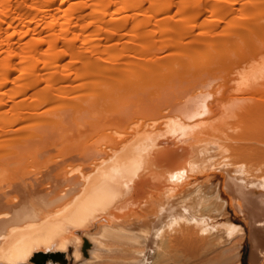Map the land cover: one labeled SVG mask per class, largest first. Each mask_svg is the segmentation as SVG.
I'll list each match as a JSON object with an SVG mask.
<instances>
[{"label": "bare ground", "instance_id": "bare-ground-1", "mask_svg": "<svg viewBox=\"0 0 264 264\" xmlns=\"http://www.w3.org/2000/svg\"><path fill=\"white\" fill-rule=\"evenodd\" d=\"M234 86L264 95V0H0V264H111L105 246L160 264L179 244L241 264L246 236L264 264V124L240 109L264 120L260 100L232 98L248 134L204 122Z\"/></svg>", "mask_w": 264, "mask_h": 264}, {"label": "rangeland", "instance_id": "rangeland-1", "mask_svg": "<svg viewBox=\"0 0 264 264\" xmlns=\"http://www.w3.org/2000/svg\"><path fill=\"white\" fill-rule=\"evenodd\" d=\"M236 86H234V88H235ZM228 88V89H227ZM239 87H236L235 89H233V87H232V89L233 90H231V88H229V87H225V92L227 91V90H230V92L228 93V91H227V94L225 93H223L224 94V97L226 98L225 99V102L223 103V105H222V109H219V108H221V106L219 105V108L217 109V111L216 112H218L217 114L219 115V113L221 114V115H219V116H222V117H219V116H217V118L215 117V119H214V116H213V119L212 118H209V119H207L209 122H211V123H209V122H207V120H206V118H205V120L204 119H202V120H204V122L205 123H208L207 125L208 126H206V127H210V126H212V124H214V126H212V127H214V131H215V133H216V130H217V133L218 134H221V136H227V137H234V134H235V136H237L238 134H242V132H244V133H247L246 131H244V129H246L249 133L250 132H252V131H254L253 129H254V126H253V129H248V127H247V125L246 124H244V126H243V124L242 123H240V122H237V121H234V118L236 119V115H241L240 113H236V111H234L235 109L236 110H239V112H240V109L242 110V112H243V116H245L246 117V115H248L249 116V119L252 117V122H250L251 124L249 125V126H252L253 124H257V125H255L256 127H262L261 125H263L264 124V120H263V118H262V116L259 118L258 117V114L257 113H248V108L246 109V105L243 107V108H240V105L239 106H237L238 104H239V102L237 101L235 104H233L235 101H234V99H232L233 97H239V98H241V97H245V99H246V101L248 100H250L249 98L251 97H256V98H258V99H255V100H260V101H258V104H260V106H262L261 108H262V112L264 113V103H262L264 100H262V99H264V95L262 96L261 94H264V93H261L260 95L261 96H258V94L256 93V94H252V93H247V92H244V94L242 93V92H240L239 90L240 89H238ZM239 91L238 93L237 92H235V91ZM231 91H233V92H231ZM250 91V90H249ZM252 91H253V89H252ZM257 92V91H256ZM236 93V95L238 94V96H236V95H234ZM240 93H242V95L240 94ZM245 93H247V96L249 97L248 99H247V96H246V94ZM259 93V92H258ZM252 94V95H251ZM229 96H232V97H229ZM258 96V97H257ZM243 97V98H244ZM254 97V98H255ZM262 97V98H261ZM228 98H230L231 100H229ZM253 98V99H254ZM245 99H243V101L245 100ZM253 99H251V100H253ZM232 100H233V103H231L232 102ZM241 100H242V98H241ZM223 101V100H222ZM230 103H229V102ZM239 101H240V99H239ZM243 101H241V102H243ZM248 101H247V103H248ZM245 102V101H244ZM241 103L242 104V106H243V104H247L246 102L245 103ZM250 102V101H249ZM238 103V104H237ZM254 104V100L252 101V102H250V104L249 105H251V104ZM220 104H222V103H220ZM237 104V105H236ZM255 104L257 105V103L255 102ZM254 104V105H255ZM226 105V106H225ZM248 105V104H247ZM228 106V107H227ZM234 106V107H233ZM241 106V107H242ZM260 106H258V108L260 107ZM223 107H225V109L223 108ZM231 107H233V108H231ZM248 107V106H247ZM255 107V106H254ZM227 108H229L228 110H227ZM238 108H240V109H238ZM232 109H234V110H232ZM254 109V108H253ZM225 110H226V112H225ZM252 110V109H251ZM258 110V109H257ZM233 111V112H232ZM246 111V112H245ZM250 111V110H249ZM253 111V110H252ZM228 112H230V114L228 113ZM232 112V113H231ZM224 115H223V114ZM236 113V114H235ZM213 114H216V113H213ZM232 114V115H231ZM262 114V113H261ZM212 116V115H211ZM210 116V117H211ZM229 116H231L230 117V120H231V118H233L232 119V124L230 123V121H229ZM232 116H234V117H232ZM243 116H241V117H243ZM259 116H260V114H259ZM219 117V118H218ZM225 117V118H224ZM216 119H218V120H216ZM238 119H240V118H238ZM242 119V118H241ZM244 119V118H243ZM245 119H247V118H245ZM254 119L255 120H257V123H255V121H254ZM201 120V121H202ZM215 120L216 121H218V122H215ZM224 120V121H223ZM161 121V120H160ZM231 125V126H229V124L227 123V122ZM240 121V120H239ZM242 121H244V120H242ZM213 122V123H212ZM215 122V123H214ZM222 122H224V123H227V126L224 124V123H222ZM245 122H247V120L246 121H244V123ZM254 122V123H253ZM220 123H222V124H220ZM261 123V124H260ZM258 124H260V125H258ZM223 126V128H222V126ZM240 125H242L243 126V128H242V126H240ZM216 126V127H215ZM221 126V128L219 129V127ZM224 126H226V127H224ZM240 126V127H239ZM229 127V128H228ZM236 127H239V128H236ZM263 127H264V125H263ZM262 127V128H263ZM234 129V130H233ZM239 129V130H238ZM256 129V128H255ZM232 131V132H230V131ZM257 130H258V128H257ZM263 131H264V129H262ZM261 130V131H262ZM220 131V132H219ZM226 134H224V133ZM239 132V133H238ZM224 135H223V134ZM243 133V134H244ZM255 133H257L256 131H255ZM259 133V132H258ZM262 133V132H261ZM242 134V135H243ZM248 134V133H247ZM257 136V135H256ZM264 136V135H263ZM263 136H262V138H263ZM261 138V139H262ZM263 140V139H262ZM262 140L261 141H258L257 139H254L253 141H257L258 143H261V145H263L262 144ZM264 143V142H263ZM263 152L261 153V156H259V159H258V161L259 160H261V161H259V164L264 168V150H262ZM57 152V151H56ZM54 152V151H52V155L51 154H49V155H51V156H55V158H57L56 156H58L59 157V159H61L60 157H62V155L61 154H59V152ZM64 152V151H63ZM58 154V155H56V154ZM54 154V155H53ZM48 155V156H49ZM59 155H61V156H59ZM261 157H263V158H261ZM49 159L48 160H51V161H55L56 159H54V157H52V159H54V160H52V159H50L51 157L49 156L48 157ZM213 158V157H212ZM58 159V158H57ZM64 159V158H63ZM62 160V159H61ZM69 159H67L66 160V164H68L69 166L71 165V167L74 165V166H76L79 162L77 161L76 163L74 162V160H70V161H68ZM56 161H58V160H56ZM210 161H212V159L210 160ZM49 163H50V161H48ZM59 162H61L60 160H59ZM62 162H64V161H62ZM61 162V168H63L62 166H65V164H63ZM209 163H211V164H209V166L211 167V165H212V162H209ZM73 164V165H72ZM68 165H66V166H68ZM208 165V164H207ZM207 165H205V166H207ZM65 168V167H64ZM68 169H70L69 167H67ZM26 169V168H25ZM31 169H33V168H31ZM31 169H29V170H31ZM27 171H28V169H26ZM26 170H24V172L26 171ZM31 172V171H30ZM21 173H23V172H21ZM21 173H18L17 175H19V177H20V175H21ZM28 173H29V171H28ZM27 174V172H25V175L22 177L23 179H25V178H28V176L26 175ZM213 174V175H212ZM216 175V176H215ZM27 176V177H26ZM203 176V175H202ZM201 175H197V180H194V179H192L191 178V180H190V182L192 183V184H194L195 182L197 183V182H200V181H203L204 180V178L205 177H207V176H210V177H214V180H213V182H212V184H217V185H220V188H222V181H223V178H222V176L219 174V173H217V172H210L209 173V175H207V176H203L202 177ZM21 180V179H20ZM220 183V184H219ZM144 197L145 196H148V193H147V195H143ZM141 197V199L138 197V200H136L137 198H135L134 199V203H131L130 204V202H129V204L131 205L130 207H132L131 209H133V210H136V209H139L140 207H141V205H142V203H143V201L145 200V198L144 197ZM117 197H119V196H117ZM117 197L115 198L116 199V201L118 200L117 199ZM120 198H121V196H120ZM120 198H119V200H120ZM143 199V200H142ZM131 200H133V199H131ZM131 200H129V201H131ZM141 201L140 203H137V201ZM115 200H114V202H111V203H114V205L112 204V206H111V208H109L110 209V211H108V212H110L111 213V209H112V207H114L115 208V211H114V213L116 212V211H118L120 208H122V207H124V208H122V209H125V208H127L126 206H129V204H128V202H126V204L127 205H125L124 203L125 202H120L119 204H118V201H117V203H116V205L118 204V205H122V207H118V205L115 207V202H116ZM136 201V202H135ZM137 203V204H136ZM136 205L137 207H139V208H137V207H133L134 205ZM111 205V204H110ZM133 205V206H132ZM114 208H113V210H114ZM117 208V209H116ZM130 209V212H132V210ZM112 210V211H113ZM128 210V209H127ZM120 211H122V212H125V213H127L128 211H125V210H121L120 209ZM120 211H118V213L120 214L121 212ZM130 212H128L127 214H129ZM109 214V213H108ZM116 214V213H115ZM110 215H113V213L112 214H109V216ZM117 216H118V218H115L114 217V215L112 216V218L114 217L115 219H119L120 220V216H121V214L120 215H118L117 214ZM124 216H126V215H124ZM122 217H123V215H122ZM115 219H112V220H115ZM130 220V219H129ZM225 221H229V222H232V223H235V224H237V225H241V226H243L244 227V229H245V231H246V234L248 235V228H247V225L245 224V222H244V220H243V218L239 215V214H236L235 212H234V210L232 209V208H228V215H227V217H226V219L225 220H221L220 221V223H224ZM167 233V232H166ZM165 232H164V235L166 234ZM168 234V233H167ZM163 235V234H162ZM163 237H165L166 238V236H163ZM248 236H246V238H245V240L243 241V244H242V248H241V251H240V253H241V264H246V261H247V257H248V255H249V251H250V241H249V239L247 238ZM111 238V237H110ZM117 238H119V237H117ZM162 238V237H161ZM164 238V239H165ZM101 239H104V238H101ZM108 239V238H107ZM113 239V238H112ZM111 239V240H112ZM124 239V238H123ZM127 239V238H126ZM126 239H124L125 241H126ZM163 239V240H164ZM109 240V239H108ZM110 240V242L112 243V244H110V242H108V243H106V240L104 239V241L103 240H101L102 241V245L103 246H105V243H106V245L107 246H109V245H111V249H113L116 245H115V243H117V244H124L123 243V241L124 240H121L122 241V243H121V241H119L120 240V238L117 240L116 239V237H115V239H113V240H117V241H119V243L118 242H114V244H113V241H111ZM129 241V240H128ZM131 242V241H130ZM126 242V246H125V248L128 246V248L129 247H134V245H135V243H134V245H132L131 246V244L133 243V242ZM160 242H161V244H163L164 242H165V240H164V242L163 241H161L160 240ZM163 242V243H162ZM175 242H177V241H174L173 242V244H175L176 245V243ZM179 242V241H178ZM104 243V244H103ZM179 243H181V242H179ZM129 244V245H128ZM182 244V243H181ZM115 245V246H114ZM121 245H117V247H118V249L120 248V246ZM164 245H167V243H165ZM163 245V246H164ZM177 246H178V248H177ZM176 246V250L174 251V252H172V253H169V255H167V256H165L164 254H160V255H158L157 256V258H156V261H157V263H160V264H219V263H221V264H227V263H229V264H233L234 262H235V257L234 256H231V257H229L230 255H227L226 253V255L224 254V256H223V258H220V259H218L217 261H213V259H212V256H213V253H210V252H204V251H202L201 253H199V255L198 256H193V257H187V260L186 261H184L183 263H182V260H185L186 259V257H185V259H184V255H183V249H181V245L179 244V245H177ZM179 246H181V247H179ZM117 247H115V248H117ZM124 247V246H123ZM122 246H121V251L120 250H118V249H116V250H118V252L121 254V255H123L122 256V258L118 255V252L117 251H115L114 250V252H112V250H110V249H108V248H106V246H105V248H104V251H105V249H107L106 251H108V252H106V253H104V251L102 252V258H104L105 257V259H107V260H109V258L110 259H112L113 261H111V260H109V262L112 264V262H114L113 264H124V259L123 258H125L126 256H128V253H125V254H127L126 256H125V254L123 253L122 254V252L123 251H125V249L123 248ZM164 247H166V246H164ZM172 247H175V246H173L172 245ZM122 248L124 249V250H122ZM127 248V249H128ZM177 249L178 250H182L181 252L180 251H177ZM171 250V249H170ZM172 250H173V248H172ZM191 252V251H190ZM249 252V253H248ZM107 253H109L110 254V256H109V254L107 255ZM116 254V258H114V255ZM206 254V255H205ZM212 254V255H211ZM205 255V256H204ZM211 255V257H209ZM107 257V258H106ZM129 257V256H128ZM224 257H226V258H224ZM228 257V258H227ZM119 258V259H118ZM183 258V259H182ZM232 258H234V259H232ZM105 259H104V262H105ZM188 259H192V260H188ZM204 259V260H203ZM227 259H229V261L227 260ZM103 260V259H102ZM106 260V262H108ZM115 261H116V263H115ZM120 261H121V263H120Z\"/></svg>", "mask_w": 264, "mask_h": 264}]
</instances>
